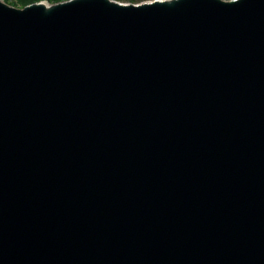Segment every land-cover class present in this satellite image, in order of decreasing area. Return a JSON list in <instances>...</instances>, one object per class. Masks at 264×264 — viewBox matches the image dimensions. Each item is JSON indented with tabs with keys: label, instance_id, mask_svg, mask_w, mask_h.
Listing matches in <instances>:
<instances>
[{
	"label": "water",
	"instance_id": "95a60500",
	"mask_svg": "<svg viewBox=\"0 0 264 264\" xmlns=\"http://www.w3.org/2000/svg\"><path fill=\"white\" fill-rule=\"evenodd\" d=\"M0 264H264V0H0Z\"/></svg>",
	"mask_w": 264,
	"mask_h": 264
},
{
	"label": "trees",
	"instance_id": "16d2710c",
	"mask_svg": "<svg viewBox=\"0 0 264 264\" xmlns=\"http://www.w3.org/2000/svg\"><path fill=\"white\" fill-rule=\"evenodd\" d=\"M8 3H12L14 5H22L24 4L25 2H29V1H33V0H4ZM47 1H55V0H47Z\"/></svg>",
	"mask_w": 264,
	"mask_h": 264
},
{
	"label": "rangeland",
	"instance_id": "374dc122",
	"mask_svg": "<svg viewBox=\"0 0 264 264\" xmlns=\"http://www.w3.org/2000/svg\"><path fill=\"white\" fill-rule=\"evenodd\" d=\"M119 1H121V2H134L135 3V2H140V1H143V0H119Z\"/></svg>",
	"mask_w": 264,
	"mask_h": 264
},
{
	"label": "bare ground",
	"instance_id": "6f19581e",
	"mask_svg": "<svg viewBox=\"0 0 264 264\" xmlns=\"http://www.w3.org/2000/svg\"><path fill=\"white\" fill-rule=\"evenodd\" d=\"M166 97H167V95H166Z\"/></svg>",
	"mask_w": 264,
	"mask_h": 264
}]
</instances>
